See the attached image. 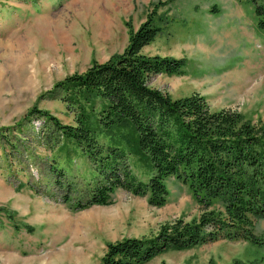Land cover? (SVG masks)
Wrapping results in <instances>:
<instances>
[{"label":"rangeland","instance_id":"obj_1","mask_svg":"<svg viewBox=\"0 0 264 264\" xmlns=\"http://www.w3.org/2000/svg\"><path fill=\"white\" fill-rule=\"evenodd\" d=\"M156 4L159 31L141 51L185 65L180 75L152 76L149 85L172 98L199 93L212 110L231 108L253 124L264 122V14L252 0H0V264H98L108 243L155 235L163 223L202 211L175 177L166 180L161 206L118 188L111 204L74 210L63 198L84 189L89 165L77 157L58 176L62 160L52 159L63 139L27 114L36 107L74 124L56 84L121 53L129 29ZM254 230L264 231V219ZM263 252L218 239L168 249L143 264H247Z\"/></svg>","mask_w":264,"mask_h":264},{"label":"trees","instance_id":"obj_2","mask_svg":"<svg viewBox=\"0 0 264 264\" xmlns=\"http://www.w3.org/2000/svg\"><path fill=\"white\" fill-rule=\"evenodd\" d=\"M252 1L264 14V0ZM157 6L136 30L129 29L121 53L92 61L56 84L74 110V124H61L36 107L27 113L63 139L52 159L62 160L58 176L71 170L77 157L89 165L84 189L73 186L75 195L63 198L74 210L109 205L118 188L161 206L170 177L187 183L203 205L198 217L165 222L155 235L108 243L98 264H143L168 249L218 239L264 247V231L254 230L264 219V122L253 124L231 108L212 110L199 93L172 98L149 85L152 76L180 75L185 65L183 58L141 51L159 31L152 23ZM247 264H264V252Z\"/></svg>","mask_w":264,"mask_h":264},{"label":"bare ground","instance_id":"obj_3","mask_svg":"<svg viewBox=\"0 0 264 264\" xmlns=\"http://www.w3.org/2000/svg\"><path fill=\"white\" fill-rule=\"evenodd\" d=\"M27 55V54H26ZM23 56V55H22ZM58 256V255H57ZM42 261V259L40 260ZM44 262V263H43ZM42 264H49L48 262H45V259L43 260ZM54 262L50 261V264H53Z\"/></svg>","mask_w":264,"mask_h":264}]
</instances>
